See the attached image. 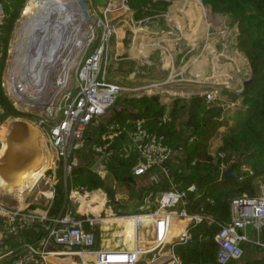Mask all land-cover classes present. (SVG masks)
Returning a JSON list of instances; mask_svg holds the SVG:
<instances>
[{
	"label": "crops",
	"instance_id": "obj_1",
	"mask_svg": "<svg viewBox=\"0 0 264 264\" xmlns=\"http://www.w3.org/2000/svg\"><path fill=\"white\" fill-rule=\"evenodd\" d=\"M98 1L102 3L101 0ZM163 1V11L140 20H134V12L125 9L120 0H107L103 3L108 9V22L114 21L115 26L114 43L109 52L118 57L115 66L119 68V74H116L123 76L124 80L130 82L128 85L142 93L134 98H152L164 109L165 116L176 101L180 108L177 115L179 117L186 114L191 97L217 93L223 99V94L227 93L225 98L228 99V93L238 94L242 84L244 87L243 69L247 71V77L250 76L251 69L246 56L237 49V38L228 40L229 37L222 33L213 36L209 34L205 7L200 0ZM226 102L232 105H223V111L229 115L231 107L236 110L234 106L238 105V101ZM225 130L219 129L218 137L210 143L206 152L209 157L218 159L219 152H216L223 146L224 136L231 135ZM44 143L39 136L42 159L45 158L47 165L51 163V171L56 174L54 158ZM223 164L226 165L224 160L221 161L220 168ZM237 171L240 172L239 169ZM45 175L38 180L36 177L30 179L26 184V191L19 195L4 192L0 185V253L17 250L25 244L37 247L43 240L46 226L41 223L40 217L45 209L49 210L53 199L48 200L49 196L40 190V186L48 185ZM145 176L136 177L133 187L138 182L140 191H143L149 184V178ZM250 176L249 171L240 180ZM260 177L261 175L253 179L252 194L243 193L244 195L264 196V189L258 186ZM63 185V190H66L64 181ZM69 191L64 193L63 213L57 216L77 221L94 220L96 249L108 252L130 251L135 246V236L140 245L151 247L152 224H146L135 233L133 223L127 218L131 214H139L152 208L151 202L143 201L145 198L142 192L139 191L137 202L132 206L126 196L113 198L111 201L103 198L98 190L84 196ZM41 198L42 206L39 202ZM3 199L13 201L15 206L5 205L7 202ZM67 204L72 208L68 210ZM10 224L17 227L14 232H11ZM188 224L187 220H174L167 243L161 247L160 252H166L168 245L176 241L181 230ZM82 226L84 228L86 224ZM246 234L249 244L255 245L253 242L256 240L264 241V227L256 234L253 227L248 226ZM45 250L50 253L47 256L48 264H82L79 257L71 251L52 243L47 244ZM248 256L262 257L254 249L250 250ZM148 258L149 255L141 256L137 264H145Z\"/></svg>",
	"mask_w": 264,
	"mask_h": 264
},
{
	"label": "built area",
	"instance_id": "obj_2",
	"mask_svg": "<svg viewBox=\"0 0 264 264\" xmlns=\"http://www.w3.org/2000/svg\"><path fill=\"white\" fill-rule=\"evenodd\" d=\"M125 0H121L122 5ZM105 9L100 22V29L88 34L90 37L78 51L70 52L67 60H55L52 64L42 67L35 75L9 71L2 87L5 88L14 102L17 111H26L20 119L29 123L44 140L47 150L57 160V167L66 177L72 171L75 153L83 147L87 128L98 117L110 110L120 93H133L138 97L142 93L139 89L123 88L116 83L109 82L104 73V56L106 42L111 34V26L107 20ZM5 19V13L0 3V28ZM83 44V43H82ZM76 67L74 69V63ZM74 69V71H73ZM149 88V87H147ZM140 92V93H138ZM205 98L213 99L210 95ZM164 121V119H163ZM141 121H137L131 130L125 128L112 130V126L102 132L99 140L103 145L94 144L90 150L96 155L103 154L108 142L124 131L131 147L137 152V161L131 168L135 177L143 176L153 167L160 168L169 157V150L163 145L162 139L147 134L141 128ZM191 140V139H190ZM103 159L104 157L101 156ZM219 160H225L223 152L218 154ZM227 168L223 164L221 171ZM48 172L44 176L50 187L49 198L52 199L55 174L51 163L47 165ZM243 176L249 172L245 165L239 167ZM165 174V173H164ZM155 181V175L150 176ZM188 190H193L190 186ZM1 210V209H0ZM133 223L135 233L150 223L153 226L152 245L146 248L140 245L135 236V246L130 251H101L95 248L93 226L95 221L64 219L60 216L49 217L45 209L40 217L45 224V235L39 246L22 245L17 250L0 253V264H48L46 245L52 243L71 251L78 256L82 264H137L140 257L149 255L145 264H181L174 254V245H184L189 240L187 226L201 221L216 223L215 220L186 213L183 205V193L175 190L161 193L155 199V205L149 210L131 214L127 217ZM174 220H187L189 224L181 230L175 242L167 247L166 252H160L167 243L169 230ZM87 225V229L83 228ZM219 231L214 236L218 246L216 253L217 264H229L243 257L242 245L248 243L246 234L248 226H252L256 234L264 227V196L248 197L242 195L234 198L230 205V219L226 224H218ZM17 228L10 224L11 232ZM256 246L264 248V241L256 240Z\"/></svg>",
	"mask_w": 264,
	"mask_h": 264
},
{
	"label": "trees",
	"instance_id": "obj_3",
	"mask_svg": "<svg viewBox=\"0 0 264 264\" xmlns=\"http://www.w3.org/2000/svg\"><path fill=\"white\" fill-rule=\"evenodd\" d=\"M22 1L0 0L5 13L0 32L6 37L17 19ZM200 2L204 7H208L211 12L230 17L237 22L239 31L237 49L248 59L252 73L251 82L246 83L242 93L243 104L245 105L241 104L240 107L242 108L237 107L238 105L234 106L236 110L231 107L228 115L223 111V106L210 103L205 97H193L189 101L186 114H184L185 119H180L177 123L180 108L176 101L168 115L165 116L164 109L152 98L142 96L127 99L123 102V109L112 110L111 118L99 126L97 138L95 136L94 139H90L86 133L84 134L83 146L89 143L90 150L94 144L103 145L104 142L99 140V136L109 126H112L114 131L117 130L116 127L119 130L125 128L129 131L137 121H141V128L149 135L160 137L163 145L170 152L165 161L169 176L156 167L144 174L147 179L149 178V184L143 191L139 189L144 194L145 199L143 201L151 202L153 207L155 199L161 193L171 190L179 191L183 193V205L187 214L208 217L218 224H226L230 219L231 201L242 196L243 193L251 195L253 179L263 173L257 171L254 175L243 180L222 181L219 178L222 160L215 159L214 161L206 152L210 143L218 137L219 129L228 130L231 124L235 122L236 115H242V112H244L243 115H246L245 106L249 104L248 112L251 115H246L247 118L243 125L249 137L252 138V142L256 141V146L249 147L245 152L254 154V158L264 155V0H200ZM125 5L134 12V20H140L163 11L165 2L163 0H125ZM5 39L2 40L3 46H5ZM220 100L221 96L217 95L213 102L216 101L217 103ZM232 111L234 112L232 113ZM16 114L19 117L23 116L19 112ZM125 130L120 131L121 133L111 143L106 142L108 144L103 154L96 155L91 150L90 152L97 159L103 156L102 162L109 160L106 164L107 168L121 184L126 185L131 182L133 186L136 177L131 174V168L137 161V152L132 149ZM232 135L231 133L229 138ZM229 138L226 140L228 144L233 140ZM237 149L238 145L237 147L233 145L235 152ZM180 151L183 160L179 162L178 159L173 158V155L180 153ZM121 153L131 155L132 159L122 161L117 157L121 156ZM238 155L240 156L237 160V170L243 164V158L246 157L243 153ZM251 155L248 156L251 157ZM180 165L183 168H180ZM82 174L81 169L73 168L68 175L66 190H63L64 185L62 183L58 185L59 190L54 195L48 210L49 216L62 215L65 203L64 193L71 190L75 183L82 184L80 179ZM152 175H155V181L150 180ZM91 182V187L94 189L101 186V182L97 180ZM71 184L73 187L70 186ZM190 186H193L191 191L188 190ZM216 223L201 221L187 226L188 242L184 245H174V254L180 259L181 264H217L218 246L214 241V236L219 231V226ZM84 229H87V225ZM247 246L261 254L262 257L250 258L245 253ZM242 247L244 250L243 257L238 261H231L229 264H264V248L249 243H244ZM244 257L245 259H243Z\"/></svg>",
	"mask_w": 264,
	"mask_h": 264
},
{
	"label": "rangeland",
	"instance_id": "obj_4",
	"mask_svg": "<svg viewBox=\"0 0 264 264\" xmlns=\"http://www.w3.org/2000/svg\"><path fill=\"white\" fill-rule=\"evenodd\" d=\"M30 0H23L21 2L20 5V9H19V13L17 16V19L14 21L13 26L10 30V32L6 35H4L2 32H0V128L3 126L6 128V125L12 121L13 119H20V117L16 114L17 108L14 106V102L11 99L10 95L8 94L7 90L5 88L2 87L4 79H6V76L8 74L9 70V65H10V61L11 58L14 57L16 55V52L14 50H12V46H13V40H14V36L16 33V30L18 28V26L20 25V23L23 21V9L26 6V4L29 3ZM78 2V4L80 5V11H81V15L82 18L84 20V24L85 25V30L86 34L84 35L83 41H82V45L85 44V41L90 37V35L88 34L90 31L93 32V34L95 35V32H98L100 29V22L102 20V14L103 11L105 9H107L103 2H99L98 0H76ZM121 1V0H120ZM125 5V2L124 4ZM125 9H128V6L125 5L124 6ZM205 11H206V21L208 23V31L209 34L211 36L215 35V34H223L224 36H228L229 39L228 40H233L235 39V37L237 38L239 31H238V25L237 22L235 20H233L230 17H226L222 14L219 13H213L209 10V8L205 7ZM114 21L109 22L110 26H111V34L108 37V40L106 42V53L104 56V68L103 70L105 71V75L106 78L108 79V81L116 83L117 85L126 88V89H131V88H135V87H131V85H128L130 82L124 80L123 76H118L119 72H118V67L115 66V60H118V57H115V55H111L109 52V48L110 46L114 43V37H115V33H113V27H115L113 25ZM6 38V39H5ZM5 39V46H3L2 40ZM82 47V46H81ZM78 59L76 60V62L74 63V69L76 67V63H77ZM73 69V71H74ZM116 72L118 74H116ZM244 73V86L246 85V83L251 80L250 76L252 75V73L250 72V76L247 77V71H242ZM110 77V78H109ZM121 77V78H120ZM242 83V82H241ZM243 85V84H242ZM241 85V89L239 91L238 94H234V93H228L227 97L228 99L225 98V96L227 95V93L223 94V99H221L219 102L216 103L213 102L216 97H217V93L215 94H206V95H210V97H213V99H208V101L210 103H215L218 106H223V105H229L228 107L232 106L230 105L229 102H226V100L232 101V100H236L238 101V106L239 108L240 105H245L243 104L244 98L242 97V93L244 90V87H242ZM139 93V92H138ZM132 92L131 93H127V92H122L120 93V95L117 97V99L115 100V103L113 105V107L106 111V113L104 115H102L101 117H98L95 121L92 122V124L89 126V128H87L86 130V136L89 137L90 139H94V137L98 136V132H99V126L103 125L104 123H106L110 118H111V114H112V110H116L119 111L121 109L124 108L123 102L124 100L127 99H131L134 98L132 96ZM220 95V94H219ZM151 96V95H150ZM194 97H198V96H194ZM205 97V96H204ZM193 97H191L190 99H192ZM188 99H186L187 101ZM235 105V104H234ZM236 107V106H235ZM238 108V109H239ZM250 108L249 104H246L245 109H247L246 115L249 116L251 115L248 112V109ZM244 112H242V115L239 116H235V122L231 124L230 128L228 130H225V132H229L232 133V141L228 144L226 142V140L230 137V136H224L223 139V146L217 150L216 154L219 152H223L224 155H226V159L224 160L226 164H232L233 162H235V160H238L239 153H243L244 157L243 158V165H245V167L248 169V171H250L251 175H254L255 173H257V171L259 173H263L264 174V155H262L259 158H254V154H247L245 151H247V149L249 147L253 148L254 146H256V141L252 142V138L249 137V134L247 131H245L246 129H244V122L247 118L246 115H243ZM252 113V111H251ZM178 122L180 121V119H185V115H181L178 118ZM22 120V119H21ZM97 134V135H96ZM229 138V139H231ZM251 138V139H250ZM226 142V143H225ZM240 142V143H239ZM129 146V144H127ZM233 145L237 147L238 145V149L236 150L237 152H235L233 150ZM224 147V149H223ZM223 149V151H222ZM256 151V150H255ZM215 155V154H214ZM248 155H251L248 156ZM119 159H122V161H128L132 159L131 155H127L124 153H121V156H117ZM173 158L178 159L179 162L183 160L181 151L178 154H174ZM214 159V157H211ZM246 159V160H245ZM245 160V161H244ZM97 158L95 156H93L89 150V143L85 144L77 153H75L74 155V165L73 168L74 169H81L83 171V174L81 175V183H75V186L73 187L72 184L70 185L71 187H73L69 192H73L76 193L78 195L84 196V195H91L93 194L94 191L98 190L100 191V194L102 195L103 198H105L106 200H111L117 197H121V196H126L129 200V202H132L131 205L133 206L134 203L137 202V197L139 194V186L140 184H137L133 187L131 185V182H128L126 185L121 184L119 182L118 179H116L114 177V175L112 174V172L107 168V163H108V159L105 162H102L98 168L97 171L95 173L92 172V167L93 165L96 163ZM103 161V160H102ZM215 161V159H214ZM54 163L57 167V160H55L54 158ZM72 168V169H73ZM180 168H183L182 165H180ZM72 172V171H71ZM262 174V175H263ZM260 177L259 179V188L264 189V175ZM71 177V176H70ZM98 182H101V186L97 189H94L91 187L92 183L91 181L95 180ZM68 176L66 177V179L62 178V174L59 168L56 169V174H55V184L53 186V194H52V198L54 197V195L57 193V191L59 190L58 185L60 183L63 184V181L65 182V186H68V182H67ZM136 180V179H134ZM40 190L43 191L47 196V194L50 192V187L47 185H42V187L40 186ZM258 190V189H257ZM244 195V194H243ZM53 200V199H52ZM3 201H6L7 203H5V205L7 206H15L13 204V201L11 200H6L3 199ZM41 202V206L43 203V199L41 198L40 201ZM72 205V203H71ZM144 206H147L146 204H144ZM71 207H69V205L67 204V209L69 210ZM66 209V208H65ZM174 228V225L172 226V230ZM250 246H247L245 248V253L247 255L250 254ZM245 259V257L243 258ZM207 264H211V263H207Z\"/></svg>",
	"mask_w": 264,
	"mask_h": 264
},
{
	"label": "bare ground",
	"instance_id": "obj_5",
	"mask_svg": "<svg viewBox=\"0 0 264 264\" xmlns=\"http://www.w3.org/2000/svg\"><path fill=\"white\" fill-rule=\"evenodd\" d=\"M80 8L76 0H30L23 9V21L12 42L16 55L11 58L9 70L35 75L43 66L57 59L66 61L70 52L78 51L87 31ZM5 132L6 128L2 126L0 155L4 149ZM45 167L44 158L38 174ZM0 185H3L1 180Z\"/></svg>",
	"mask_w": 264,
	"mask_h": 264
},
{
	"label": "water",
	"instance_id": "obj_6",
	"mask_svg": "<svg viewBox=\"0 0 264 264\" xmlns=\"http://www.w3.org/2000/svg\"><path fill=\"white\" fill-rule=\"evenodd\" d=\"M106 3L107 0H101ZM248 82H251L249 80ZM21 114H28L26 111H19ZM103 158L100 157L92 167V172L97 171ZM219 160V159H217ZM43 166L42 150L39 144V134L26 121L13 119L6 125L4 137V149L0 155V180L3 183L2 190L11 195H19L26 191V184L36 177L47 173L45 167L38 174ZM160 168L169 176L167 164L163 163ZM38 174V175H36ZM32 176V178H31ZM220 180H240L243 175L237 171V160L225 170L221 171Z\"/></svg>",
	"mask_w": 264,
	"mask_h": 264
}]
</instances>
